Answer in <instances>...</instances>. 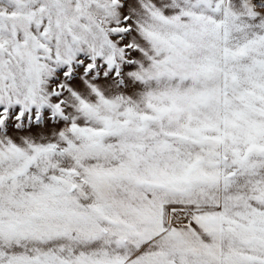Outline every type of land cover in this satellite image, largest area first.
I'll return each instance as SVG.
<instances>
[{"label": "snow or ice", "instance_id": "snow-or-ice-1", "mask_svg": "<svg viewBox=\"0 0 264 264\" xmlns=\"http://www.w3.org/2000/svg\"><path fill=\"white\" fill-rule=\"evenodd\" d=\"M0 264H264V0H0Z\"/></svg>", "mask_w": 264, "mask_h": 264}]
</instances>
